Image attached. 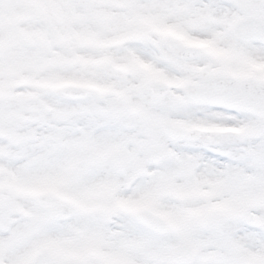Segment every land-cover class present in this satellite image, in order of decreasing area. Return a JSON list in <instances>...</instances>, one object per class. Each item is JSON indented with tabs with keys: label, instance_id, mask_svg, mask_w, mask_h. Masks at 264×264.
<instances>
[{
	"label": "snow or ice",
	"instance_id": "6c2138e0",
	"mask_svg": "<svg viewBox=\"0 0 264 264\" xmlns=\"http://www.w3.org/2000/svg\"><path fill=\"white\" fill-rule=\"evenodd\" d=\"M0 264H264V0H0Z\"/></svg>",
	"mask_w": 264,
	"mask_h": 264
}]
</instances>
